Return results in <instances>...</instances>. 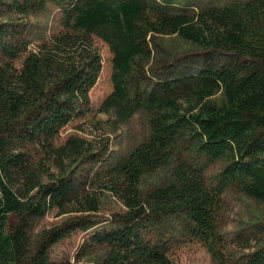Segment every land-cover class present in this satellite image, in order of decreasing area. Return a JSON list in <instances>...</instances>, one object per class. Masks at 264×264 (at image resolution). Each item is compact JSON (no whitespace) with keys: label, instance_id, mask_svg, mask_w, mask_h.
<instances>
[{"label":"trees","instance_id":"trees-1","mask_svg":"<svg viewBox=\"0 0 264 264\" xmlns=\"http://www.w3.org/2000/svg\"><path fill=\"white\" fill-rule=\"evenodd\" d=\"M50 1L0 0V19L26 18ZM220 1L59 3L62 30L36 48L0 24V264H71L55 247L106 222L86 237V249L102 252L95 264H174L168 221L214 264H264V216L240 233L222 230L229 192L264 208V0ZM174 35L205 53L199 74L154 69L155 41ZM98 41L112 55V91L98 112L118 127L142 114L148 127L113 160L104 138L60 141L92 112ZM90 164L100 168L84 171ZM160 171L159 183L142 188ZM52 209L67 218L33 236Z\"/></svg>","mask_w":264,"mask_h":264},{"label":"rangeland","instance_id":"rangeland-1","mask_svg":"<svg viewBox=\"0 0 264 264\" xmlns=\"http://www.w3.org/2000/svg\"><path fill=\"white\" fill-rule=\"evenodd\" d=\"M170 4H179L181 6L191 7L195 9L205 3H221L220 0H159ZM73 0H51L46 10L32 13L26 18H18L12 16H4L0 19L1 25H6V29L11 32V28L19 32H24L25 37L31 43V48H36L44 39H50L62 30L61 14L62 6L59 3L70 4ZM13 32V30H12ZM98 47L102 55L103 70L97 85L91 92L92 112L83 120H77L67 126L61 133V140L73 134H79L88 139L101 140L104 138L108 145V151L105 157L113 160L119 155H125L131 152L136 145L142 142L148 133L146 120L142 114L136 115L130 122L117 126L112 115L99 113L98 108L102 99L112 91L111 83V52L109 48L98 41ZM156 44V45H155ZM155 55L158 61L154 65V69L159 74H173L175 77H185L188 75H197L201 72L204 62L205 53L197 49L190 43L185 42L178 36H160L155 41ZM1 60V54H0ZM220 97V95L218 96ZM81 126L83 131L77 128ZM100 168V164H90L84 167V171L94 173ZM219 169L218 165H213L209 171V175L214 174ZM221 169V168H220ZM165 171L143 180L142 188H150L159 183L163 179ZM228 206L224 217L223 232L227 235L240 233L243 229L251 226V224L259 223L260 218L264 216L263 206L246 196L231 191L226 194ZM115 204V202L113 201ZM111 205L107 206V210L111 211ZM113 210L121 208L117 203L112 206ZM67 218V217H66ZM65 216H59L57 209H52L46 215L35 221L33 225L32 235L39 234L43 229H48L54 225L62 223L66 219ZM110 226L109 222L102 223L87 233H79L78 237H74L71 242L65 243L62 247H55V257L64 259V262L71 264H95L101 259L102 252H98L99 248L95 246L86 249L87 238L91 232ZM168 236L167 248L170 250V257L174 264H214L211 255L206 248L196 241H189L179 232L174 223L167 222L165 227ZM84 247V248H83Z\"/></svg>","mask_w":264,"mask_h":264}]
</instances>
